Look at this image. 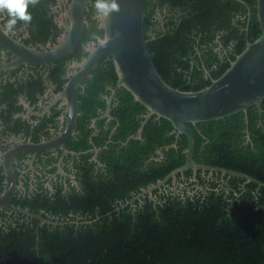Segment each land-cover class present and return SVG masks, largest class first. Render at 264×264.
<instances>
[{"label":"trees","instance_id":"16d2710c","mask_svg":"<svg viewBox=\"0 0 264 264\" xmlns=\"http://www.w3.org/2000/svg\"><path fill=\"white\" fill-rule=\"evenodd\" d=\"M256 3L145 0L147 47L160 75L180 89L209 84L246 41L261 33ZM87 18L93 23L84 27L82 39L93 31L101 36L97 18ZM116 78L111 57H103L84 79V117L106 106L100 93H109L106 85L113 87ZM261 104L264 108V98ZM145 111L119 88L110 110L116 128L103 149L107 172L83 177L80 204L63 203L53 211L63 218L53 216L47 198H12L15 205L58 223L44 221L37 231L35 217H2L0 264H264V130L256 106L247 108V121L238 111L187 124L194 133L196 162L242 171L259 181L200 169L196 181L188 168L176 173L177 183L169 178L152 196L135 197L183 164L187 145L184 133L176 138L171 121L155 114L137 136ZM3 178L0 165V192Z\"/></svg>","mask_w":264,"mask_h":264},{"label":"flooded vegetation","instance_id":"af4514ba","mask_svg":"<svg viewBox=\"0 0 264 264\" xmlns=\"http://www.w3.org/2000/svg\"><path fill=\"white\" fill-rule=\"evenodd\" d=\"M70 3L71 0H39V4L29 7L33 16L30 24L18 22L7 34L0 30V154L19 150L11 157L15 171L11 203L13 197L47 198L52 212L63 203L80 204L84 176L98 178L107 172L103 159L107 151L103 149L108 148L117 124H111L114 117L110 114L115 96L110 103V115L104 113L106 106L98 107L96 113L88 117L80 112V95L86 91L84 79L75 88L78 112L73 123L67 100L61 96L67 80L77 69L75 63L86 55V47L97 40L96 32L82 39L83 29L75 49L59 60L49 63L18 60L19 45L44 50L58 42L70 22L67 15ZM94 3L95 0H87L85 5L84 27L88 29L93 22L87 15L95 19L97 14ZM6 21V13H0V29ZM106 88L110 89L109 93L100 94L107 105L112 87L107 84ZM98 120H102V126L98 125ZM31 145H36L35 149L28 147ZM2 163L0 155V165ZM4 180L5 174L3 185ZM68 212L73 214L71 210ZM13 213L20 212L0 207V220L10 218ZM53 216L64 217L60 212H53Z\"/></svg>","mask_w":264,"mask_h":264},{"label":"water","instance_id":"95a60500","mask_svg":"<svg viewBox=\"0 0 264 264\" xmlns=\"http://www.w3.org/2000/svg\"><path fill=\"white\" fill-rule=\"evenodd\" d=\"M86 1L71 0L67 11L70 22L66 25L65 33L52 47L39 50L19 45V62L49 63L71 53L79 43L84 29ZM118 3L119 12H113L107 18H101L98 13L96 14L98 26L103 29V33L86 47V55L75 63L77 69L71 74L61 92V96H64L68 103L70 121L74 122L78 112L75 88L103 57L109 56L113 61L117 78L111 88L104 113L110 115L111 100L119 88L124 87L132 94L134 100L139 101L146 108L143 114L144 119L141 120L137 129V136L145 119L155 114L157 117H164L171 121L176 138L180 133H184L187 137L184 163L173 168L155 183L142 188L135 197L144 193L152 196L154 188L161 186L169 178L175 181L176 173L188 168L193 170V179L196 181L198 169L202 173L206 170L209 173L217 171L222 175L225 173L241 175L246 181L252 179L259 181L242 171L196 162L193 158L194 133L187 123L218 119L238 111L245 113L247 121V108L255 105L259 123L264 130L262 122L264 108L261 104L264 98V0H257L256 3L261 33L253 41H246L243 50L230 61L229 66L219 76L212 78L209 84L196 90L174 87L158 72L147 47L149 38L144 32L145 0H118ZM175 145L176 139L170 146ZM35 146L28 147L35 149ZM18 151L13 149L0 154L3 157L2 165L5 174L4 185L0 192V207L37 218L36 230L38 231L39 225L45 219L40 214L11 203L15 184V171L11 157Z\"/></svg>","mask_w":264,"mask_h":264},{"label":"clouds","instance_id":"9594fccd","mask_svg":"<svg viewBox=\"0 0 264 264\" xmlns=\"http://www.w3.org/2000/svg\"><path fill=\"white\" fill-rule=\"evenodd\" d=\"M39 0H0V13H6L7 21L2 29L5 34L10 33L18 24H30L33 16L30 6H36ZM94 7L101 18H107L113 12H119L118 0H95Z\"/></svg>","mask_w":264,"mask_h":264}]
</instances>
